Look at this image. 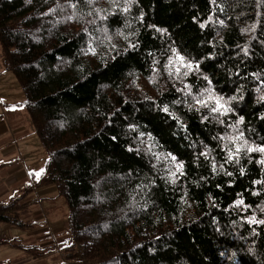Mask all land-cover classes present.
I'll return each instance as SVG.
<instances>
[{"label":"trees","instance_id":"obj_1","mask_svg":"<svg viewBox=\"0 0 264 264\" xmlns=\"http://www.w3.org/2000/svg\"><path fill=\"white\" fill-rule=\"evenodd\" d=\"M0 50L47 153L0 224L54 185L62 264H264V153L227 160L264 146V0H0Z\"/></svg>","mask_w":264,"mask_h":264},{"label":"rangeland","instance_id":"obj_2","mask_svg":"<svg viewBox=\"0 0 264 264\" xmlns=\"http://www.w3.org/2000/svg\"><path fill=\"white\" fill-rule=\"evenodd\" d=\"M142 85L144 82L141 83ZM7 94L11 96L14 101L22 103L24 100V93L21 89V86L15 77V75L11 72H7L4 70V58L0 50V108H3L8 116L10 117L11 112L9 111L8 105H14L13 103H9L5 101V95ZM2 98V99H1ZM19 103V104H20ZM8 104V105H7ZM20 110H25L23 107ZM25 112V111H24ZM28 114V113H27ZM25 125L28 124L30 126V131L33 132L34 128L32 123L30 122L29 118L26 117ZM27 134V133H26ZM33 136L36 138V142L39 140L37 135H34V132L32 135L30 134L28 137ZM27 137V136H25ZM9 138L12 139L10 136ZM20 135H17V141L19 140ZM40 152L41 154L45 155V160L47 159V153L45 152L44 148L42 147L40 141ZM43 152V153H42ZM34 153L38 154V149L34 148ZM16 154V153H15ZM35 154V155H36ZM17 162L19 159V156L16 154ZM20 160V159H19ZM44 160V162H45ZM7 162V161H5ZM3 162V164L5 163ZM43 162V163H44ZM2 163V162H0ZM16 164V161L9 160L4 166L0 168V202L6 203L11 201L12 198L19 197L22 194V187H20V190L16 189V187L12 189H6L4 187L5 183V176L7 174V171ZM35 176H37L38 172H34ZM29 198L35 199L36 201L31 205L32 209V220L34 222V226L28 229H21L18 227L10 226L6 227L2 224H0V228H3L4 234L6 237H8L11 240H17L16 242H22L25 244H31V245H39V246H46V245H52V243H56L52 239L50 242H41L39 240H36L37 229L39 226H42L45 224V222L42 220L45 217L49 219L51 224L53 225V221H55L58 225L61 223H64V230L63 234L58 237L57 242L58 245H55L56 250L53 251V254L55 252L59 255V259L56 258L55 255L53 257H45L44 260L40 264H62V262H69L73 259L72 255L64 256L61 251H59L60 243H63V241H66V239L69 237V231L67 227L66 222V216L68 214V209L66 202L62 196H59L58 191L54 185H48L46 187H41L36 189L35 191L30 193ZM8 229V231H7ZM48 231V229H46ZM36 232V233H35ZM0 250L2 251L0 253V261L4 260L7 261L8 264H28L31 260H33V256L29 253L20 250L16 247H13L9 244H2L0 245ZM75 258L77 255L74 256ZM67 259V260H64ZM4 264V263H3ZM39 264V263H37Z\"/></svg>","mask_w":264,"mask_h":264},{"label":"crops","instance_id":"obj_3","mask_svg":"<svg viewBox=\"0 0 264 264\" xmlns=\"http://www.w3.org/2000/svg\"><path fill=\"white\" fill-rule=\"evenodd\" d=\"M4 95L5 101L13 103L14 105L7 104L9 107V111L11 112L10 117L3 108H0V162H2L0 164H3V162L5 161L8 162V159H14L16 161V164L7 171L4 187L6 189H12L16 187V189L20 190V187H22L24 184L32 182V174H35L34 172H39L42 169L45 155L41 154L40 152L41 148L39 140L36 142L35 137H28L30 134L32 135L34 130L33 132H31L30 126H28V124L25 125V122L23 121H26V117H28L30 120V117L25 110V112L23 110H20L22 108L18 104L21 101H14L11 96L7 94ZM17 135H20L18 141ZM10 136L12 137V139L9 138ZM34 148L38 149V154L34 153ZM15 153L19 156L20 160L18 159V162ZM7 162H5L4 164H6ZM43 216L45 220H42L45 222V224L38 227L36 231L38 233L36 240L44 243L50 242V240L52 239V241L54 240L56 242H53L52 245H58L57 239L64 233V223L60 221L61 223L58 225L55 221H53L52 225L49 219L45 217V214ZM46 229H48V231ZM1 252L2 251L0 250V253ZM53 255H55L56 258H59V255L56 252L55 254H53L52 252L46 257H53ZM32 259L33 260H31L28 264L41 263L44 260V258L39 259L34 256ZM3 261L4 260L0 262Z\"/></svg>","mask_w":264,"mask_h":264},{"label":"snow or ice","instance_id":"obj_4","mask_svg":"<svg viewBox=\"0 0 264 264\" xmlns=\"http://www.w3.org/2000/svg\"><path fill=\"white\" fill-rule=\"evenodd\" d=\"M177 59H179L182 63L184 58L181 56H177ZM184 67L186 68H191V64H187L184 65ZM198 67V66H197ZM176 72L179 73L180 72V68H176ZM171 74V73H170ZM184 75H188V72H184ZM205 79H207V77H205ZM210 83V82H209ZM221 99L223 98H217L214 96H209V100H212L215 102V107H213L211 109V111L213 112H221V109H223V112L221 114H227V112L231 111L230 108H226L224 106V104H221ZM197 103L200 104L202 107H207L208 106V101L206 100H202V99H197ZM165 111H167V108L164 109ZM243 121V118L241 117V122ZM233 140H239V139H243V133L240 134V136L232 138ZM242 147H246V151L247 152H253V151H259L264 153V146H260V147H247V141L244 142L243 146H237L235 149V153L232 151V149H228V157L227 160L228 162H231L234 158H236V156L240 153V151L242 150ZM173 159H175V157H173ZM259 163L264 164V160L259 161ZM221 167H223V165H221ZM178 168H182V165H178ZM213 168L215 169V165H213ZM42 171V170H41ZM243 171V170H241ZM229 175H231V173H229ZM37 176H39V173H37ZM257 183H262V181H257ZM237 204H243L242 200L237 201ZM252 222H258V223H264V221H255V218H252Z\"/></svg>","mask_w":264,"mask_h":264},{"label":"built area","instance_id":"obj_5","mask_svg":"<svg viewBox=\"0 0 264 264\" xmlns=\"http://www.w3.org/2000/svg\"><path fill=\"white\" fill-rule=\"evenodd\" d=\"M6 239L7 237L4 234L3 228H0V244L3 243Z\"/></svg>","mask_w":264,"mask_h":264}]
</instances>
